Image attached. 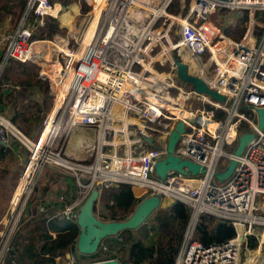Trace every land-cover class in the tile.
<instances>
[{"label": "built area", "instance_id": "1", "mask_svg": "<svg viewBox=\"0 0 264 264\" xmlns=\"http://www.w3.org/2000/svg\"><path fill=\"white\" fill-rule=\"evenodd\" d=\"M155 1L159 0H89L98 13L90 39L77 50L64 44L58 53L63 65L50 68L48 74L40 73L48 80L55 101L56 91L64 92L61 103L55 105V111L61 110L57 129L51 126L54 116L44 139L41 134L37 140H29L4 115L0 105V143H17L29 152L21 175L24 177L30 170L26 193L12 208L20 207L21 213L29 187L44 166L51 164L73 172L77 181L83 174L88 175L86 183H79L78 198L55 215L58 220H76V209L92 189L100 195L117 185H127L136 199L159 195L162 201L168 199L186 207L189 221L173 264H253L256 258L248 248L249 238H254L257 246H264V207L259 201L264 199V129L258 130L256 114V109H264V0H187L186 8L185 0H181L180 10H186L185 17L167 14L174 0H161L159 7L150 9ZM53 11L49 0H27L18 26L0 36V95H8L15 88L3 79L11 62L37 64L42 60V46L47 42L34 40V31L44 25L45 19L54 17ZM219 12L232 15L221 20L222 24L227 20L221 28L212 22ZM242 14L247 18L246 29L239 40H234L225 31L234 29ZM144 21L145 26L141 25ZM158 22L161 23L157 27ZM173 34L174 42L170 36ZM154 49L174 69L170 54L175 53L174 58L188 67V73L223 96L225 103L199 95L196 102L203 106L193 112L185 110L183 105L190 101L193 90L186 92L173 83L156 80L151 70L157 60L152 54ZM182 51L188 60H182ZM175 89L180 91L177 98L170 97L168 92ZM215 110L222 117L216 118ZM188 116L193 117V123L188 122ZM179 121L185 130L173 156L199 165L205 172L183 175L172 171L161 182L154 174V165L165 158L167 138ZM78 128L94 131L93 141L82 148L87 157L93 155L91 164L68 160L70 156H64L55 144L56 130L68 136ZM130 128L136 131L132 141ZM243 134H252L253 138L235 157ZM115 137H120L119 143ZM141 137L151 138L155 147H149ZM141 144L146 150L127 151L123 156L114 150H130L131 146L137 149ZM105 147L112 148L113 153H104ZM232 160L236 165L229 178L217 181L214 175L224 172ZM39 211L43 213L44 208ZM203 217L228 223L235 237L221 244L202 245L195 234ZM12 220L4 231L7 240L18 219ZM255 229L261 232L256 234ZM5 244L0 246V264L5 257ZM243 248L248 255L245 263L241 262ZM65 256L67 264H78L68 253ZM105 260L111 259L101 261Z\"/></svg>", "mask_w": 264, "mask_h": 264}, {"label": "rangeland", "instance_id": "2", "mask_svg": "<svg viewBox=\"0 0 264 264\" xmlns=\"http://www.w3.org/2000/svg\"><path fill=\"white\" fill-rule=\"evenodd\" d=\"M3 1L4 0H0L1 7L4 10L3 12H0V19L9 17L10 20L15 21V26H18L22 18V15L24 13L23 11H25L24 9L26 7L27 0H11L9 1V4L4 3ZM22 1L25 3L24 5H22ZM49 1L54 6V8L57 10V12L55 13L56 16L54 15V17H49L45 19L43 26L38 27V28L36 27L34 31V38H33L36 41L47 42L45 44L46 46H42V48H44L45 50L44 56L42 60L38 62L37 64H32V63L31 64H19V63L11 62L8 68L5 69L3 79L4 81L8 82L11 86L15 88L11 90V92L8 94L7 97H3L2 99H0L2 112H4V115L7 116L9 119L14 115L15 112L24 113L26 117H28L30 114L35 115L37 112V117L35 119H32L30 122L28 123L18 122L15 124L16 127L23 133V135H25L29 140H32V141L37 140L41 136V134H42V138L44 139L43 132L45 130L46 123L49 120V116H51L50 119L56 116L55 122L52 124V127L57 129V126H56L57 120L61 112V110L57 111V109L55 111V96L49 85L48 80L44 76H40V73L44 71L45 73L48 74V71L50 70V68L56 69L58 65L60 66L63 65V58L61 57L60 54H58L59 50H63V45L66 44L69 49L77 50L81 46V43L87 42L90 39V36L93 33L96 27V24H97V16H96L97 11H95L93 4H91L89 0H49ZM174 1L178 2L179 8H178V4L176 3L177 8L173 11L172 10L170 11L171 9L170 7L167 10L168 12L167 14L168 15L180 14L182 17H185L186 10L184 11L180 10L181 0H174ZM160 3H161V0L155 1L149 6V8L154 9L156 7H159ZM8 6L9 8H11L9 12L7 9ZM184 6L185 8L188 6L187 0H185ZM231 16L232 15L226 12H219L212 17V22L213 24L218 25L221 28V27H224L227 22V20H225L224 23L222 24L221 20L224 17H231ZM52 19L55 20L54 21L55 23L52 21ZM241 21H243V23ZM235 22H237L236 27L231 30L227 29L225 31V34L234 40H239L244 34L243 29H246L247 20L246 21L244 20L243 14H242L241 19ZM160 23L161 22L157 23V27L160 25ZM54 24H57V28L55 30L51 29L52 31H50L49 26L54 25ZM146 24H147V21H144L143 23H141V25L143 26H145ZM50 32H52L51 35H49ZM258 32L259 30H256V34ZM9 33H6V34H9ZM170 36H171L172 42H174V40H176L174 37V34ZM36 47H38V45ZM152 54L155 55L157 60L151 65V70H152V73L155 75V78L156 76H158L156 78L158 82L163 81L162 83H173L177 88L183 91H186V92L192 90L191 85L187 83H182L180 80H178L175 74L176 70L174 69L173 64H171V62L165 57L158 56L157 49H154ZM170 55H171V58L175 57V53L170 54ZM181 56L183 58L182 60L184 61L188 60L185 52L182 51ZM146 69H148V67H146ZM193 69L194 68L192 67V70ZM148 76H149V73H146V78ZM163 87L164 86H161V89ZM56 93H58V90L56 91ZM178 93H180V91L175 89V90L169 91L168 95L170 97L177 98ZM188 105H189V101L187 100L183 105V108L187 111H189ZM202 106L203 104H201L200 102H195L193 104V110H197L201 108ZM242 113L247 116L246 112H242ZM37 119L41 120L40 124L37 122ZM65 119H67V115L64 117V121ZM130 129H132L131 130L132 134L131 136H129V140L132 141L136 139L135 137L136 131H135V128H130ZM56 131L58 133L56 134V137H55V144L58 149L62 150L65 156V154L67 155L65 151L68 150L70 147L69 144L71 141L72 134H69L67 136L66 132H62V130H56ZM119 139L120 137L118 138L115 137V141L117 143L120 142ZM16 144L17 143H15V146L18 147V149L25 154V158L27 159L29 157V152L24 147L18 146L19 144L18 145ZM114 150L116 151L118 156H123V154L126 153L127 151H144L146 150V147H144L141 144V147L137 149H134V146H131L130 150H128V148H125V147H119V148L117 147V149L114 148ZM103 151L106 154L113 153L112 152L113 149L109 147L103 148ZM67 159L72 162H80L79 159L74 160L72 157H68ZM92 159H93V155L92 157H87L84 160V162L83 161L81 162H83L84 164H91ZM18 168H16L15 166L14 168L15 174L13 175V176H16V180H17L16 187L19 184L18 182L22 175L24 164ZM16 172L17 174L19 173V175H17ZM67 179H70L74 190H72L71 186L66 182ZM87 180H88V175L86 174H83L81 179L77 181L76 177L74 176V173L71 171L59 169L51 164L44 166V169L41 172V174L38 176V178L36 179V182L31 187H29L30 192H29V195L27 196L26 204L31 203L30 210H29L31 211L30 213H33L34 206L36 210H38V212H36L38 214L35 213L36 217H39V214L42 213L39 211L41 207L44 208L43 213H52L54 215L61 213L62 212L61 205L67 207L71 203V201H73L77 197V195L81 192V187L79 183L82 185L86 183ZM3 194L4 195H0V202H4L8 200L9 198V202H8L9 204L8 212L9 213H7L8 215L5 219L4 228L3 229L1 228L2 230L0 229L1 230L0 231V246L3 245L5 242L7 244L6 252H5L6 258L4 257L3 259V264H6L7 254L9 250L11 249V243H12L14 236L16 235L18 229H20L21 234L24 235V232L26 229L25 228L26 223L31 219L30 218L31 216H27L24 214L23 210L25 209L26 205L20 214L18 213L20 207L17 206L15 210L12 208V206L10 207V205H12V203L10 204V202L12 201L14 194L5 195L4 192ZM100 196L98 197V200L96 202L97 207H98L97 209H100L99 208ZM259 201H260V206L264 207V199L261 198L259 199ZM169 203L170 202L168 200L162 201L161 206L157 210H155L139 228L132 231L133 240H135L136 238L140 239L141 241H143V244L146 246H149L150 244H156V242L160 238V234L157 230L153 228V220L155 216L157 215L158 211H160L161 209H166ZM4 204L5 202L2 205ZM81 205L78 207V209L81 207ZM78 209H76V211H78ZM98 215H99V212L95 213L96 217ZM10 219H13L12 220L13 222L15 221V219H18V220L16 221V224H15V230L11 234L12 236H10L11 238L7 240L6 236L4 235V231ZM212 221H216V220L215 219L209 220V223ZM31 227L32 226H28L27 229H30ZM260 232H261L260 229H255L254 233L258 234ZM258 245H259V241H258ZM35 246L40 247V245H37V244H35ZM261 246L262 244H260V246H257V247H261ZM257 247L255 249H250L252 250L251 254L256 258L253 264H264V246L260 249H258ZM99 249L97 253L99 252ZM67 253L70 257H73V259H75V261H77L78 264H89L92 262L101 261V259H103V258L93 259L92 256H82L76 251V248L73 251H71V253L69 252ZM60 258L57 259V263L63 264L65 258L64 256H61ZM247 259H248V255L245 249L243 248L241 252V262L245 263Z\"/></svg>", "mask_w": 264, "mask_h": 264}, {"label": "trees", "instance_id": "3", "mask_svg": "<svg viewBox=\"0 0 264 264\" xmlns=\"http://www.w3.org/2000/svg\"><path fill=\"white\" fill-rule=\"evenodd\" d=\"M176 3L178 4L177 1L172 3L170 11L177 8ZM24 4L25 3L22 1V5ZM244 20H247L245 15ZM52 21L54 22L55 20L52 19ZM241 22L243 23V21ZM56 28L57 24L49 26L50 31ZM244 31L245 29H243V33ZM51 33L52 32H50L49 35H51ZM7 96L8 95L1 94L0 99ZM215 113L218 119L223 115L219 110H215ZM36 117L37 112L35 115L30 114L28 117H26L24 113L15 112L10 120L12 124L15 125L18 122L28 123ZM37 122L40 124L41 120L37 119ZM66 182L71 186V189L74 190L70 179H67ZM135 192L138 194V191ZM78 195L74 200L78 198ZM100 195V209H97V204H95L94 215L99 212L96 218L105 222L125 221L143 200L136 199L131 187L127 185H117L115 188L108 190V192L103 191ZM74 200L71 201V203L74 202ZM30 206L31 203H27L23 211L25 215L31 216V219L26 223L24 235H22L20 229H18L14 236L11 249L7 254L6 264H11V261H16L17 264H58V258L61 256L65 257L67 252L71 253V251L75 249L79 234V229L75 223L76 220L50 219L54 216L52 213H41L39 217H36L35 213L38 212V210H36L34 206L33 213H30ZM61 206V211H63L65 206ZM209 220H213V218H201L196 227L195 238L202 245L221 244L235 237V231L228 223L219 221H212L209 223ZM188 221L189 214L186 207L179 202H175L169 208L158 211L153 220V228L160 234V238L156 244L146 246L140 239L136 238L133 240L132 231H123L116 237L108 238L103 241L99 252L93 255L92 258L116 259L121 264H173ZM28 226L32 227L27 229ZM38 231H49L55 235V238L43 246L36 247L33 241ZM41 235L42 234L38 237V243H43ZM247 245L248 248L255 249L257 247V241L254 238H249ZM103 247H106V250H104Z\"/></svg>", "mask_w": 264, "mask_h": 264}, {"label": "water", "instance_id": "4", "mask_svg": "<svg viewBox=\"0 0 264 264\" xmlns=\"http://www.w3.org/2000/svg\"><path fill=\"white\" fill-rule=\"evenodd\" d=\"M175 65V74L178 80L182 83L191 85L193 95L189 101L188 110L193 112V104L196 102V98L199 95H207L211 100L219 103H225V98L216 92L210 90L202 79L199 77L190 75L188 73V67L177 59L172 60ZM244 111L248 110V107H243ZM258 118V130L264 129V109H256ZM188 122L193 123V117H187ZM184 123L179 121L174 129L170 132L166 141V156L164 159L158 161L154 165L155 176L163 182L168 172L175 171L179 174L191 175L203 174L204 168L196 165L188 160H182L179 157L173 156L175 147L181 137L184 134ZM149 147H155L151 138L141 137ZM252 134H243L238 139V144L234 151V156L239 157L246 145L252 140ZM1 144V143H0ZM236 161H230L227 169L222 173H216L214 177L217 181L223 182L229 178L233 169L235 168ZM186 168L187 171L183 169ZM99 192L96 189H92L89 196L85 199L81 207L76 214V226L79 229V234L76 240V251L82 256H93L97 253L102 242L108 238L116 237L123 231H134L139 228L145 220L157 210L162 203L159 195L148 197L143 199L135 208L133 213L125 221L105 222L96 218L94 215V206L98 200ZM173 202H170L169 208ZM242 241V238L239 239ZM89 264H121L116 259L97 261Z\"/></svg>", "mask_w": 264, "mask_h": 264}, {"label": "crops", "instance_id": "5", "mask_svg": "<svg viewBox=\"0 0 264 264\" xmlns=\"http://www.w3.org/2000/svg\"><path fill=\"white\" fill-rule=\"evenodd\" d=\"M9 1L11 0H4L3 2L9 4ZM0 9H1L0 12L4 11L3 8L1 7V4H0ZM7 9L9 12L11 8H9L8 6ZM16 27L17 26H15V21L10 20L9 17L0 19V36L5 35L6 33L9 32H13V30ZM93 136H94V131L91 129H87V128L75 129L72 132L71 141L69 144L70 147L68 150H66L67 155L74 159H79L84 161L87 158V156L85 151L82 149L83 145L93 141L92 139ZM25 160H26L25 154L21 152L18 149V147L15 146V143L10 144L9 146H4L3 144H0V195H4L3 192L5 193V195H11V194L15 195L18 186L16 187L17 185L16 176H13L15 174L14 168L15 166L16 168L21 167V165L24 164ZM17 175H19V173ZM4 202L5 204L7 202L6 206L5 204L2 205ZM4 202H0V229L1 228L3 229L5 225V219L7 217V213L9 209L8 206L9 198ZM13 202L16 203V196L14 200L11 201V203ZM14 203L12 204L13 206ZM50 219H58V218H56L54 215ZM40 234H42L41 237L43 238V243H38V237L40 236ZM35 237H36L34 240L35 244L43 246L47 242L52 241L55 238V235L49 231H45V232L38 231Z\"/></svg>", "mask_w": 264, "mask_h": 264}, {"label": "bare ground", "instance_id": "6", "mask_svg": "<svg viewBox=\"0 0 264 264\" xmlns=\"http://www.w3.org/2000/svg\"><path fill=\"white\" fill-rule=\"evenodd\" d=\"M57 12V10L54 8V11H53V14L55 15V13ZM56 16V15H55ZM183 63V62H182ZM158 76H156V78H157ZM163 79V78H162ZM160 81H161V79H160ZM163 82V81H162ZM161 82V83H162ZM64 96V92L63 91H58V93H57V100L55 101V105H56V107L61 103V100H62V97ZM51 116H49V120L47 121V123H46V127H45V130H44V132H43V135H44V138H45V136L47 135V133H48V129L50 128V124H51ZM52 126V125H51ZM48 130V131H47ZM29 171L30 170H28L27 172H26V174H25V176L23 177H20V180H19V184H18V187H17V190H16V192H15V195H14V198H15V196H16V203H14V206L15 205H17V203H18V201L20 200V197H21V195H23L24 193H26V187H27V185H28V183H29V178H28V176H29ZM14 198H13V200H14ZM12 200V201H13ZM168 199H166V201H167ZM169 201V200H168ZM12 203V204H13ZM12 207H13V205H11ZM261 247H263V246H261ZM65 258V260H64V262H63V264H67V261H66V257H64ZM61 259V258H60Z\"/></svg>", "mask_w": 264, "mask_h": 264}]
</instances>
